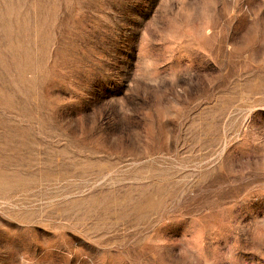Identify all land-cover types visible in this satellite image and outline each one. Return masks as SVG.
<instances>
[{
  "label": "rangeland",
  "instance_id": "1",
  "mask_svg": "<svg viewBox=\"0 0 264 264\" xmlns=\"http://www.w3.org/2000/svg\"><path fill=\"white\" fill-rule=\"evenodd\" d=\"M0 264H264V0H0Z\"/></svg>",
  "mask_w": 264,
  "mask_h": 264
}]
</instances>
